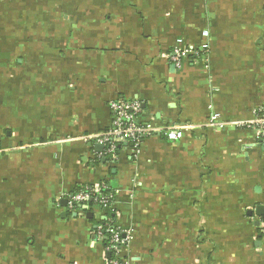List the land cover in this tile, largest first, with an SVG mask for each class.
I'll return each mask as SVG.
<instances>
[{
    "label": "crops",
    "instance_id": "0c3cea01",
    "mask_svg": "<svg viewBox=\"0 0 264 264\" xmlns=\"http://www.w3.org/2000/svg\"><path fill=\"white\" fill-rule=\"evenodd\" d=\"M118 100L182 140L98 151ZM261 109L264 0H0V264H109V222L126 264H264V147L234 124ZM89 186L111 216L67 210Z\"/></svg>",
    "mask_w": 264,
    "mask_h": 264
},
{
    "label": "built area",
    "instance_id": "2783aa9c",
    "mask_svg": "<svg viewBox=\"0 0 264 264\" xmlns=\"http://www.w3.org/2000/svg\"><path fill=\"white\" fill-rule=\"evenodd\" d=\"M202 35L206 41L209 39L210 34L208 31H204ZM181 43V41L178 42L172 53V61L176 65H179L184 56L203 57L202 55L208 53V43L203 44L198 49L184 48ZM110 110L113 116L112 127L106 133L97 137V143L105 147L106 155L111 158H116L118 146L124 143L131 144L134 152L137 153L144 140L159 134H164L172 142H179L184 136L186 127L177 125L161 127L140 122L139 118L144 110L139 101H114L110 103ZM234 124L237 128L252 131L256 135L257 141L264 147V109L257 111L252 120ZM207 126H222V124H219V115L213 113ZM102 189L104 187H93L76 192L69 200L67 210L77 213L81 207L89 208V203L92 201L102 210L110 209L114 196H103L101 194ZM97 236L100 240H108L107 251L114 256L109 264H126L122 258V252L132 240L130 232L123 233L115 228L112 222H109L106 227L97 230Z\"/></svg>",
    "mask_w": 264,
    "mask_h": 264
},
{
    "label": "trees",
    "instance_id": "16d2710c",
    "mask_svg": "<svg viewBox=\"0 0 264 264\" xmlns=\"http://www.w3.org/2000/svg\"><path fill=\"white\" fill-rule=\"evenodd\" d=\"M119 148H120V147L118 146V151H119ZM118 151H117V153H118ZM86 188H93V187H91V186H89V187H83V188H80L78 191L86 190ZM78 191H77V192H78ZM101 194H102L103 196H109V195L112 196V195H113L111 192H109V191H107V190H105V189H102V190H101ZM93 206H96V203H95L94 201H92V202L89 203V207L93 208ZM103 211L105 212V214H106L108 217L111 216V214H112L111 209H104ZM92 221H93V220H92ZM107 225H108V224H107ZM108 237H109V236H108ZM105 246H106V247L109 246L108 240L105 241ZM113 257H114V256L111 255L109 261L112 260Z\"/></svg>",
    "mask_w": 264,
    "mask_h": 264
},
{
    "label": "water",
    "instance_id": "95a60500",
    "mask_svg": "<svg viewBox=\"0 0 264 264\" xmlns=\"http://www.w3.org/2000/svg\"><path fill=\"white\" fill-rule=\"evenodd\" d=\"M96 148H97V150L99 151V150H102V149L104 148V146L101 145V146H97ZM263 209H264L263 207L258 208V215L261 216L262 212L264 211ZM74 217H76V214H75ZM92 217H93V214H92V213H89V214L87 215V218H89V219H91ZM257 225H259V224H257Z\"/></svg>",
    "mask_w": 264,
    "mask_h": 264
}]
</instances>
